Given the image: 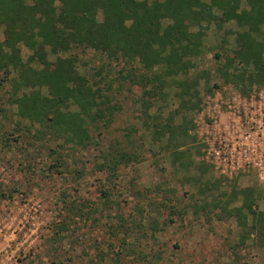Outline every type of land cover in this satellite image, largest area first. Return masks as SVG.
<instances>
[{
	"label": "rangeland",
	"instance_id": "obj_1",
	"mask_svg": "<svg viewBox=\"0 0 264 264\" xmlns=\"http://www.w3.org/2000/svg\"><path fill=\"white\" fill-rule=\"evenodd\" d=\"M214 14L220 16L216 10ZM201 27V54L189 71V76L208 74L197 86L200 109L174 113L180 108L175 86L166 88L167 96L157 103L161 118L174 113L176 124L186 119L195 137L180 149H188V170L173 167L172 146L165 149V141L154 143L151 132L142 130V139L132 134L143 147L140 162L121 168L111 181L97 172L94 163L100 148L123 143L135 125L142 129L140 90L131 94L128 84L118 88L115 84L114 92L107 93L120 110L108 130L94 134L101 144L59 148L66 167L53 166L47 148H56L57 142L48 138L35 144L31 138L24 145L15 141L10 150L0 151V264H264L254 235L240 244L241 226L222 208L234 196L228 209L239 207L240 190L264 184V88L253 85L243 96L239 87L218 76L215 55L222 53L223 37L224 48L235 47L233 33L239 31L235 21L221 27L215 21L203 22ZM46 52L54 60L49 48ZM31 54L21 46L24 61ZM92 56L86 52L78 63L89 78L101 65ZM31 65L40 68L36 62ZM112 67L115 78L122 66ZM6 92L5 85L0 106L6 103ZM4 107L7 119L0 116V123L14 137L26 133L28 123L15 116L13 107ZM157 113L156 107L149 112ZM201 163L208 166L205 174H200ZM102 189L109 191V198L103 197ZM203 202L217 207L195 214L194 205H206ZM257 204L264 211V203ZM244 213L250 225L251 216Z\"/></svg>",
	"mask_w": 264,
	"mask_h": 264
},
{
	"label": "trees",
	"instance_id": "obj_2",
	"mask_svg": "<svg viewBox=\"0 0 264 264\" xmlns=\"http://www.w3.org/2000/svg\"><path fill=\"white\" fill-rule=\"evenodd\" d=\"M164 20L170 23L164 26ZM210 21L219 27L235 21L239 27L232 32L234 48H224L227 40L221 39L222 53L215 55L218 76L225 84L239 87L243 96L253 85L264 88V0H0V91L5 85L8 88L0 116L7 119L8 107L4 105H9L18 119L28 123L27 132L17 137L0 123V151L10 150L15 141L24 145L30 138L34 144L48 138L57 142L56 148H47L53 166L66 167L58 149L66 145L96 147L94 134L101 136L108 130L120 110L107 92H114L115 84L117 88L128 84L131 94L135 88L140 90L137 102L142 129L135 125L125 133L123 143L100 148L94 163L97 172L111 181L121 168L140 162L143 147L132 134L142 139V130L151 132L154 143L165 141V149L172 146L173 167L187 171L191 165L188 149H180L195 137H191L186 119L175 123L174 113L200 109L197 86L208 74L200 71L189 76V71L201 54V24ZM194 28L198 30L193 32ZM21 46L32 52L27 61L22 59ZM46 48L54 60L48 59ZM86 52L101 63L91 78L78 66ZM33 62L40 68H34ZM112 64L122 66L115 78L111 76ZM171 86L178 89L180 108L161 118L157 103L165 99L164 90ZM154 107L159 113L150 115ZM199 169L205 174L208 166L201 163ZM221 182L219 179L218 185ZM101 193L110 197L106 189ZM238 194L239 207L228 209L234 196L222 208L228 217L236 216L242 230L240 244L252 234L264 252V211L257 204L264 203V184ZM206 205H194V213L201 210L208 214L209 207H217V203ZM244 211L251 216L250 225ZM151 228L155 231L156 227Z\"/></svg>",
	"mask_w": 264,
	"mask_h": 264
}]
</instances>
